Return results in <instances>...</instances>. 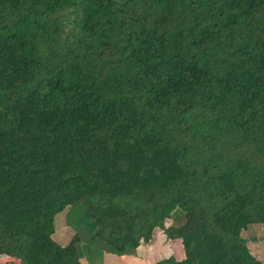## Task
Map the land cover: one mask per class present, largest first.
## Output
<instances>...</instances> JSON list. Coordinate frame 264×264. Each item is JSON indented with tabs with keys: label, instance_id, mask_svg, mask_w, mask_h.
Returning <instances> with one entry per match:
<instances>
[{
	"label": "trees",
	"instance_id": "1",
	"mask_svg": "<svg viewBox=\"0 0 264 264\" xmlns=\"http://www.w3.org/2000/svg\"><path fill=\"white\" fill-rule=\"evenodd\" d=\"M264 0H0L2 264H102L160 229L262 264Z\"/></svg>",
	"mask_w": 264,
	"mask_h": 264
},
{
	"label": "crops",
	"instance_id": "2",
	"mask_svg": "<svg viewBox=\"0 0 264 264\" xmlns=\"http://www.w3.org/2000/svg\"><path fill=\"white\" fill-rule=\"evenodd\" d=\"M174 245H178V249ZM170 256H174L178 261L184 258L180 240L167 239L160 229H155L152 240L147 246L139 247L136 256L124 255L117 257L105 254L102 264H156L158 261Z\"/></svg>",
	"mask_w": 264,
	"mask_h": 264
},
{
	"label": "rangeland",
	"instance_id": "3",
	"mask_svg": "<svg viewBox=\"0 0 264 264\" xmlns=\"http://www.w3.org/2000/svg\"><path fill=\"white\" fill-rule=\"evenodd\" d=\"M164 236L166 237L165 234ZM242 237L248 241L250 250L260 259L262 264H264V225L248 226L247 230L242 232ZM174 247L178 249V245H174ZM5 260H7L5 257L0 258V264L4 263Z\"/></svg>",
	"mask_w": 264,
	"mask_h": 264
}]
</instances>
